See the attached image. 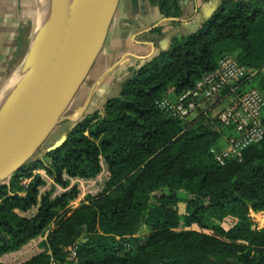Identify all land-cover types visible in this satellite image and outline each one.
<instances>
[{"label":"trees","instance_id":"obj_1","mask_svg":"<svg viewBox=\"0 0 264 264\" xmlns=\"http://www.w3.org/2000/svg\"><path fill=\"white\" fill-rule=\"evenodd\" d=\"M153 4L173 27L179 25L181 0ZM17 24L8 73L25 59L31 43L32 17ZM225 55L256 71L233 98L249 89L264 97V0L223 1L196 32L173 37L167 49L131 70L100 111L80 119L54 149L46 150L60 137L45 146L41 161L0 185V256L53 225L40 244L43 252L21 264H64L66 248L79 238L85 242L73 264H264V230L251 229L247 217L249 210L264 212V139L248 147L240 161L220 166L209 151L219 148L231 129L217 120V130L209 122L192 126L155 105L194 86ZM101 162L108 172L101 192L73 208L79 190L70 181L96 178ZM33 172L52 180L49 191L40 194L45 181ZM56 187L63 193L53 196ZM159 192L151 206L150 197ZM178 192L188 195L187 230H179ZM32 210L34 215L25 216ZM228 216L239 223L225 231L219 222Z\"/></svg>","mask_w":264,"mask_h":264},{"label":"water","instance_id":"obj_2","mask_svg":"<svg viewBox=\"0 0 264 264\" xmlns=\"http://www.w3.org/2000/svg\"><path fill=\"white\" fill-rule=\"evenodd\" d=\"M55 1L67 11L75 9L73 20L55 44L24 70L33 48L32 17L30 48L19 66L23 76L17 82L26 75L29 79L0 116V185H7L6 182L32 160L62 121L103 47L119 4V0ZM63 139L62 134L60 140L46 150L54 149Z\"/></svg>","mask_w":264,"mask_h":264},{"label":"crops","instance_id":"obj_3","mask_svg":"<svg viewBox=\"0 0 264 264\" xmlns=\"http://www.w3.org/2000/svg\"><path fill=\"white\" fill-rule=\"evenodd\" d=\"M154 0H119L103 47L64 114L76 122L99 111L108 95L136 70L167 49L173 37L196 32L225 0H181L182 17L177 27L158 12ZM239 1V0H231ZM37 0H0V98L9 82V64L16 53L18 21L34 16ZM160 27L161 33L153 30ZM16 61V60H15ZM20 65L10 67L13 80L22 73ZM4 89V90H3ZM46 237V235H45ZM45 237L29 241L16 252L0 256L2 264H21L42 253Z\"/></svg>","mask_w":264,"mask_h":264},{"label":"built area","instance_id":"obj_4","mask_svg":"<svg viewBox=\"0 0 264 264\" xmlns=\"http://www.w3.org/2000/svg\"><path fill=\"white\" fill-rule=\"evenodd\" d=\"M255 74L256 71L240 66L233 57L225 55L219 59L215 70L204 75L194 86L173 98H163L155 105L167 116L187 122L203 105L220 96L224 90L229 91L220 97V101L233 96L238 85ZM263 112L264 97L257 89H249L237 99L228 100L226 107L218 112L216 120L224 128L231 129L232 134L223 138L219 148L210 149L215 163L222 166L228 159L240 161L248 147L264 139ZM26 185L27 181L21 182V186ZM84 242L83 238H79L66 248L64 264L74 263L77 251Z\"/></svg>","mask_w":264,"mask_h":264},{"label":"rangeland","instance_id":"obj_5","mask_svg":"<svg viewBox=\"0 0 264 264\" xmlns=\"http://www.w3.org/2000/svg\"><path fill=\"white\" fill-rule=\"evenodd\" d=\"M32 21H33V18H32ZM25 22H28V23L30 22V15H28V18L27 17L25 18ZM32 67H33V65L28 69V71H30ZM7 75H8V79H9V82L7 83V86H8L7 89H9L10 85H13L17 80H13V81L11 80L13 78L12 76L14 75V74L11 75V72L7 73ZM21 76H23V73H22V75L18 76V79ZM28 76L29 75H26L21 80H23V81L26 80L28 78ZM118 90H119L118 87L116 89H114L113 94L114 93L116 94L118 92ZM225 91L226 92L224 94H226L229 90L226 89ZM6 92H7V90H6ZM224 94L222 93L220 96H217L214 100L203 105L201 107V109H199L195 115H193L192 117L189 118L187 123L189 125L194 126V125H198L201 123L206 124L207 122H209L210 127L214 130H217V128L214 126V120H216V116H217L218 112L220 110H222L223 108H225L227 103H228V100L230 98H233V96H234V95L233 96L231 95L228 97V99H225V100L223 99L222 101H220L221 100L220 97H223ZM236 96H238V95H236ZM99 108L101 110V107H99ZM203 112H205V114H203ZM64 117L65 116L63 115L62 121L54 128L53 132L51 133L49 138L46 140L44 147L41 148L38 152H36V154L33 156L32 160L29 163L35 162V161H41L44 154H45V148H46L45 146L54 142L56 139L61 137L62 134L67 133L73 127L75 122L66 120V119H64ZM221 144H223V139L221 141ZM101 166H102V172L94 179H91V180L74 179V180L70 181V186H76L79 190L78 198L74 202H72L73 208H77L81 203H84L88 197L97 196L101 192L105 182L108 179V172H107L106 166L103 162H101ZM33 174H39V176L45 181V186L43 188H40V190H39L40 194H44L45 192L49 191L51 186H53L52 180L49 177H47L44 174V172H33ZM8 183L9 182L7 181L6 184L8 185ZM61 193H63V190L56 187L53 196L59 195ZM161 194H162V192H159V193H156L155 195H152L150 197V205L151 206L155 205L157 197L160 196ZM177 197L179 200L177 207H178L179 215L181 217V223H180L179 230H187V227L184 225L183 220H184V217L186 216L185 209H186V202L188 199V195L184 192H178ZM34 213H35V210H32L29 213L25 214V216L30 217V216L34 215ZM247 217H248V220L250 222L251 229H253V230H264V223L262 222V219H264V212H253L252 210H249ZM238 223H239V221L237 220V218L228 216V217L223 218L222 221L219 222V225L225 231H228V230L236 227L238 225ZM52 228H53V225L50 226V228L46 231V233L42 237H45V235ZM143 235H144V230H141L139 236L143 237Z\"/></svg>","mask_w":264,"mask_h":264},{"label":"bare ground","instance_id":"obj_6","mask_svg":"<svg viewBox=\"0 0 264 264\" xmlns=\"http://www.w3.org/2000/svg\"><path fill=\"white\" fill-rule=\"evenodd\" d=\"M74 13V8L67 11L55 0H37L33 16V48L27 63L24 65V70L27 69L30 63L42 57L55 44L60 35L71 25ZM28 79L29 76L24 81L19 80L10 85L7 92L0 98V116L5 113L15 97L24 89ZM262 222L264 223V219H262Z\"/></svg>","mask_w":264,"mask_h":264}]
</instances>
